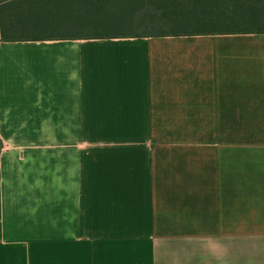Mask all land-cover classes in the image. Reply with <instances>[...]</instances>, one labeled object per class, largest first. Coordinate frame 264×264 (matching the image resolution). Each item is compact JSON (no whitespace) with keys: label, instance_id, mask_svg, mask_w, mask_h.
<instances>
[{"label":"crops","instance_id":"crops-1","mask_svg":"<svg viewBox=\"0 0 264 264\" xmlns=\"http://www.w3.org/2000/svg\"><path fill=\"white\" fill-rule=\"evenodd\" d=\"M4 25L0 264H264V31Z\"/></svg>","mask_w":264,"mask_h":264},{"label":"trees","instance_id":"trees-1","mask_svg":"<svg viewBox=\"0 0 264 264\" xmlns=\"http://www.w3.org/2000/svg\"><path fill=\"white\" fill-rule=\"evenodd\" d=\"M0 13L33 39L264 31V0H0Z\"/></svg>","mask_w":264,"mask_h":264}]
</instances>
